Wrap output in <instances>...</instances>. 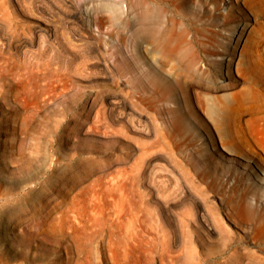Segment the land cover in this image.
<instances>
[{
  "label": "rangeland",
  "instance_id": "1",
  "mask_svg": "<svg viewBox=\"0 0 264 264\" xmlns=\"http://www.w3.org/2000/svg\"><path fill=\"white\" fill-rule=\"evenodd\" d=\"M99 1L0 0V264H264V0Z\"/></svg>",
  "mask_w": 264,
  "mask_h": 264
},
{
  "label": "bare ground",
  "instance_id": "2",
  "mask_svg": "<svg viewBox=\"0 0 264 264\" xmlns=\"http://www.w3.org/2000/svg\"><path fill=\"white\" fill-rule=\"evenodd\" d=\"M182 1L183 0H173V4H178L179 7ZM147 2V5L145 4L146 6L142 10L141 26L134 32L136 39L142 38L143 41L152 42L155 49L159 48L163 51L164 58L168 61L173 60L171 62L173 66L174 64L182 65L184 68L188 69L189 78L197 77V71L195 70V63L197 62V45L195 46V44L198 42L196 27L185 25L180 18H178L179 16L177 17L174 13L168 14V4L165 7H162L155 2L149 0ZM110 4H112V1ZM114 4L116 3L114 2ZM190 32H192V35L189 36V34H191ZM203 47H205L207 53L211 50V45L208 43H204ZM157 81L163 83L169 96H174L173 93L179 87L180 82H182L181 78L176 76L175 79H168L156 72L150 74L149 82L155 86V89L159 88V83ZM211 111L214 113L221 111V115H224L226 109H220V107L212 105ZM76 219L78 218H75V220Z\"/></svg>",
  "mask_w": 264,
  "mask_h": 264
}]
</instances>
